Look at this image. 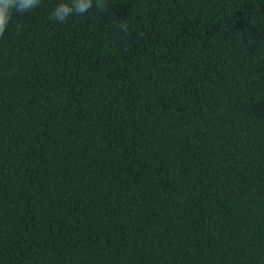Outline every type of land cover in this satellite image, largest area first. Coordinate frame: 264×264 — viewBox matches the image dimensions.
Returning <instances> with one entry per match:
<instances>
[{
    "label": "trees",
    "instance_id": "1",
    "mask_svg": "<svg viewBox=\"0 0 264 264\" xmlns=\"http://www.w3.org/2000/svg\"><path fill=\"white\" fill-rule=\"evenodd\" d=\"M59 2L0 39V264H264V0Z\"/></svg>",
    "mask_w": 264,
    "mask_h": 264
},
{
    "label": "clouds",
    "instance_id": "2",
    "mask_svg": "<svg viewBox=\"0 0 264 264\" xmlns=\"http://www.w3.org/2000/svg\"><path fill=\"white\" fill-rule=\"evenodd\" d=\"M41 5V0H0V39L5 37L7 30L16 13H30ZM95 8L101 14L108 11V0H61L50 13V19L56 23L63 24L74 16H84ZM19 29L20 25H16ZM125 33L128 32V24L125 20L120 25Z\"/></svg>",
    "mask_w": 264,
    "mask_h": 264
}]
</instances>
